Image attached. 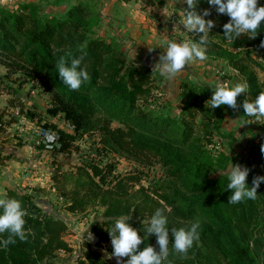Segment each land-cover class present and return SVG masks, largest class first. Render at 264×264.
<instances>
[{
  "label": "trees",
  "instance_id": "obj_1",
  "mask_svg": "<svg viewBox=\"0 0 264 264\" xmlns=\"http://www.w3.org/2000/svg\"><path fill=\"white\" fill-rule=\"evenodd\" d=\"M263 4L261 0L258 6ZM213 8L218 30L216 37H210L207 57L224 60L233 67L247 83L249 99H254L264 91V81L254 65L256 62L264 68V64L252 58L250 50L231 51L226 46L241 39L244 47L261 49L264 60V27L257 30L255 37L241 35L236 40H226L223 25L230 17ZM94 9V4L86 0H77L63 14H51L39 2H19L16 7L0 5V63L7 70L5 79L18 75L16 89L4 85V77L0 80V95L5 91L10 96L0 110V140L18 121L12 110L19 107L29 120L56 132V139L51 141L55 154L71 152L76 139L92 131L101 134L105 146L145 166L160 163L163 168L164 183L145 186L144 171L116 172L115 163L102 165L104 153L91 151L83 154L76 173H64V177L76 179V186L70 190H60V171L55 170L53 186L67 200L68 212L77 215L87 213L90 206L103 208L101 217L91 227L96 240L86 242L79 264L108 261L99 247L103 242L111 243L108 229L115 218L131 215L129 223L142 229L143 220L147 224L157 208L168 210L169 227L190 225L197 218L202 221L200 239L187 253L173 249L170 234L165 264H264V182L257 189L256 200L229 204L231 190L226 188V170L233 157L225 151H214V146H218L214 129H219L216 120L222 121L224 105L206 107L213 94L212 86L184 81L178 98L186 101L176 113L172 102L164 99L159 85L161 75L128 61L118 39L97 35L101 16ZM82 51L86 53L82 66L89 79L72 90L63 84L55 63L61 55L70 53L75 57ZM36 81L42 82L51 95L45 113L28 105L20 92L23 84ZM57 116L72 125L73 130L59 125ZM115 121L120 125L112 126ZM261 147L253 145L239 161L250 169L249 186L254 177L264 175ZM252 158L263 169H258ZM34 190L7 188L4 197L19 199L27 210V238H16L15 244L0 247V264H56L61 251L74 250L65 240L70 232L67 220L53 214L47 202L36 198ZM140 235H144L143 231ZM7 236L8 233L0 234V240ZM156 239L155 234L150 235L138 250L151 244L159 251Z\"/></svg>",
  "mask_w": 264,
  "mask_h": 264
},
{
  "label": "clouds",
  "instance_id": "obj_2",
  "mask_svg": "<svg viewBox=\"0 0 264 264\" xmlns=\"http://www.w3.org/2000/svg\"><path fill=\"white\" fill-rule=\"evenodd\" d=\"M187 8L182 9L183 14L179 15V25L184 26L183 32H189L199 39L184 38L181 40H167L161 46L166 51L161 54L155 69L159 68L160 75L167 79H173L181 72L185 65L191 66L196 62H203L207 59V46L210 40L211 29L215 25L212 19H206L210 15V9L203 12L197 11L199 0H184ZM209 5L215 6L220 14H227L229 22L223 25L224 38L236 40L241 35L249 37L257 36V30L264 27V5H259V0H207ZM167 14L166 17H172ZM177 27L175 28V32ZM264 47V42L261 43ZM83 51L79 56H72L70 53L61 55L55 63V70L63 84L72 90H77L89 79V73L82 66ZM211 98L206 102V107L215 109L227 105L233 109L237 108V97L247 92L246 82L230 83L225 80H218L214 86ZM245 115L254 117L256 121L264 118V91H261L254 99H245L242 103ZM51 142L54 137L46 136ZM264 152V145L261 147ZM222 172V171H220ZM250 169L239 164H231L227 168L226 188L231 190L229 204H237L245 200H256L257 189L264 182V175L253 178L252 186H249L247 178ZM223 173V172H222ZM224 174V173H223ZM166 208H157L149 218L147 224L143 220V228L137 229L129 223L131 215H120L115 218L112 227L108 229L113 247L110 256L118 258L120 264H165L169 256L170 234L172 247L178 253H187L194 243L200 239L201 219H195L190 225L179 228L169 227V219ZM27 210L23 207L22 201L13 197L0 198V234L8 233L6 239L0 240V247H7L16 243V238L25 240V216ZM171 230V232H170ZM144 235L141 236L140 232ZM156 235L155 246L147 244L142 250L139 246L147 241L149 236ZM94 237L88 234V239ZM124 257H128L124 260Z\"/></svg>",
  "mask_w": 264,
  "mask_h": 264
},
{
  "label": "rangeland",
  "instance_id": "obj_3",
  "mask_svg": "<svg viewBox=\"0 0 264 264\" xmlns=\"http://www.w3.org/2000/svg\"><path fill=\"white\" fill-rule=\"evenodd\" d=\"M9 1L11 0H0V5L11 4L10 6H12V3ZM86 1L94 4V8H95L94 10H96L97 12H101V10L105 7V4L103 3L102 0H86ZM136 1L140 3L139 7L141 8L143 14L150 17L154 23V27L158 32L156 38L159 40L158 41L159 44L156 47H158L160 51L164 49L161 46H163L167 40H181L184 38L195 40L198 37L199 34L195 36L192 33L183 32L185 30L184 26L179 25L180 21L178 14L182 15L183 14L182 9L188 7L187 4L184 2V0H152L153 2L150 4H148L146 0H136ZM259 2H261V0H259ZM18 3H16V5ZM204 9H210V15L206 17V19H212L215 21V25L210 32V37H216V31L218 30V24H217L218 20H217L216 12L215 10H213L214 9L213 6L207 3V0H199L197 11L202 13ZM167 14H173V16L169 18L166 17ZM176 27H177V31L175 32ZM96 32L97 35H100L99 31ZM104 37L107 39L108 38L118 39V37L113 34ZM240 40L241 39H239L236 42L237 44L227 45L226 46L227 49L231 51H241V52L250 50L251 51L250 55L252 56V58L264 64V60L262 58L263 51L253 46L244 47L243 41ZM121 45H122V51L126 55L127 50L122 43ZM207 59L210 58L207 57ZM128 61L130 60L128 59ZM219 61H223L224 63L226 62L224 60H219ZM139 64L149 67L154 74L160 76L159 68L155 69L157 63L151 62V64H146L145 62L140 61ZM254 66L260 80L264 81V68L259 65H256V62ZM217 69H219V71L217 72L216 76L213 77L212 80H209L208 82L200 80L202 79L201 77L202 75L201 76L197 75V77L195 75L194 77H190V78L188 76L185 78L179 77L180 79L179 81H182L179 83H181L180 85L182 86V83L184 81H189L196 84L203 83L214 86L218 80H225L230 83L245 82L243 76L239 75L237 71L234 72L233 74L228 70L227 67L225 68L222 67L221 64H219ZM6 72H7L6 68L4 67V65L0 63V80L2 79V77H4ZM16 77H18L17 74L11 75L9 78L6 79L4 77V80L2 79L4 81V85L13 86V89H16V87H18V81L15 82ZM169 82H170L169 79L162 77V80H160V84H159L161 86L160 88L163 89L164 91L163 96L165 100H169L168 91H167ZM181 86H180V91L182 90ZM3 92H4L3 94H5L6 96L9 95L5 91ZM20 92L24 97L25 102L28 105L34 104L35 108L41 113H45L47 111V108L50 106L51 95L45 90V87L42 82L36 81L32 83L31 82L25 83L21 86ZM243 96L246 97L243 98ZM3 99L4 98L0 97V110L3 107H5V106H1L3 105L4 102ZM245 99H249L247 92L241 93L237 97L236 109L224 105L222 110V117H223L222 121L219 122V120H216L219 124V129L218 130L214 129V135H215L214 138L216 144H218V146H214L215 148L214 151L215 152L225 151L226 153H228L230 156L233 157L232 163L234 165L235 164L240 165L239 161L246 153L249 152L250 147H252L253 145H257V146L264 145V118H261L259 121H256L254 117L246 116L244 109L242 107V103ZM185 101L186 98L179 99V102L181 104H184ZM172 107H173V111H175L176 113L180 112V111L179 112L176 111V108H178L176 102L175 104L172 102ZM201 116L202 115L199 113L197 118L200 119ZM55 118L57 119L58 121L57 123L59 125L64 126L63 123L65 121L62 118L60 119V116L59 117L57 116ZM118 125H120V123L116 121L112 122V126H118ZM22 127L25 129L24 131H21L20 128L16 127L15 125L9 127L8 130L3 133V139H4L3 141L7 142L9 140L11 141L14 140L17 145L25 146L27 152L30 153L31 158L35 156L36 159L44 163L48 171H51L52 187L51 186L48 188L44 187V189L42 190H36L34 192L35 196L37 199L47 202V206L50 210H52L53 214L59 215L65 218L67 221L69 220V222L71 223V227L69 226L70 232H72L73 235H76V237L74 238L75 243L77 242L76 245L78 244V242L82 244L86 241L84 240V237L81 236V234H84L81 231H86V234L88 233L87 231L91 229L96 219L101 217L103 208L90 206L87 209V213L77 214V215H73L70 212H68L65 208V203L67 202V200L65 199V197L59 196V191H57L56 188H54V186L56 185L53 186L55 181L53 180L52 176L56 169L60 171L58 173L61 176L59 180L60 182L59 183L57 182L58 186L60 185V190L73 189L76 186V181H75L76 179L64 177L63 176L64 173L66 172L76 173L77 171L76 167L79 163L82 162L83 154L86 155L91 151L97 153L98 151L100 153H104V156H102V154H99L102 157H104L102 158L104 159L102 165L109 162L115 163L114 170L116 172L125 173L127 171L141 170L144 171V175H143L144 177L142 179V183L145 186H147L148 183H151L154 186H158L159 184L164 183L162 181L163 168L161 167L160 163H154L152 165L145 166L139 163L137 160L128 157L123 152L117 151L114 148H110L109 146H105V143L102 142L101 140L102 136L100 133H94L92 131L86 132L83 135V137H78L76 141L72 144L71 152H63V153L59 152L55 154L56 152H54L52 148L39 147V145L42 144L37 143V140H39L38 135L35 134L37 125L33 121L29 122V124L27 125L26 124L23 125ZM223 136H228V137L223 139ZM252 161L255 163V166L258 169L260 170L263 169L261 163H258L259 162L258 160L252 158ZM73 176H75V174H73ZM74 218L76 220L74 223H72V221L70 220ZM110 247H112V244L109 242H103L99 247V249L105 254L106 258H109L105 264H120L118 258H116L115 256H110V253H112ZM123 259L127 260L128 257H124ZM60 262L61 260L58 261V263Z\"/></svg>",
  "mask_w": 264,
  "mask_h": 264
},
{
  "label": "crops",
  "instance_id": "obj_4",
  "mask_svg": "<svg viewBox=\"0 0 264 264\" xmlns=\"http://www.w3.org/2000/svg\"><path fill=\"white\" fill-rule=\"evenodd\" d=\"M77 0H11L12 6H17L18 2H41L45 5L46 10L51 14H62L68 8L76 3ZM105 7L101 10V21L96 31H99L100 35L109 36L110 34L116 35L118 40L126 48L127 58L135 64H139L140 61L146 64L158 63L161 54L166 50H159L156 47L158 39L156 38L157 30L154 27V23L150 17L143 14L139 7V2L136 0H102ZM8 3V2H6ZM11 5V4H9ZM160 46V45H159ZM221 64L222 67H227L230 72L234 74L236 72L226 62L219 60L206 59L203 62L193 63L191 66L185 65L184 69L179 72L175 78L169 79L167 91L168 98L178 108L176 111H180L183 104L179 102L178 94L180 92L179 77H194L199 75L202 77V81L208 82L216 76L219 69L217 67ZM183 75V76H182ZM9 95L1 94L0 97L4 98L3 105L7 104ZM32 106L35 107L34 104ZM4 108V107H3ZM36 109V108H35ZM3 134L0 140V198H3L6 194L7 188H14L20 191L38 189L42 190L44 187H52L51 171H48L42 161L30 157V153L27 152L25 146H20L15 143L14 140L7 142L3 141ZM51 170V169H50ZM41 187V188H40ZM35 191V190H34ZM75 218L70 220L75 222ZM71 227L69 220L67 221ZM83 230V229H82ZM72 231V230H71ZM81 234L86 240L84 243L76 245L75 237L72 232H69L65 236V240L72 245L74 250L72 252L61 251L57 264H79L78 259L82 255L83 249L86 247V242L95 241L96 237L92 234L91 229L81 231ZM91 233L93 239H88V234ZM61 260L60 263L58 261Z\"/></svg>",
  "mask_w": 264,
  "mask_h": 264
},
{
  "label": "built area",
  "instance_id": "obj_5",
  "mask_svg": "<svg viewBox=\"0 0 264 264\" xmlns=\"http://www.w3.org/2000/svg\"><path fill=\"white\" fill-rule=\"evenodd\" d=\"M12 115L16 116L18 118V121L15 122L12 125H15L16 127L20 128L21 131H24L25 129L22 127L23 125H27L29 124V122H32L31 120H29L23 113H21L20 108L16 107L12 110ZM65 121V120H64ZM34 122V121H33ZM37 125V129L35 130V134L38 135L39 140H37L38 144H42L45 145V147L47 148H51L52 147V143L46 140V136L51 135L54 137V140L56 139V132L55 131H48V130H44L40 125H38L36 122H34ZM66 129L69 130H73V126L70 125L68 122H64L63 123ZM11 125V126H12ZM52 140V141H54ZM54 144L56 145V141L54 142Z\"/></svg>",
  "mask_w": 264,
  "mask_h": 264
}]
</instances>
